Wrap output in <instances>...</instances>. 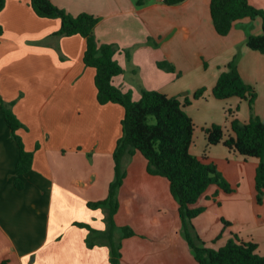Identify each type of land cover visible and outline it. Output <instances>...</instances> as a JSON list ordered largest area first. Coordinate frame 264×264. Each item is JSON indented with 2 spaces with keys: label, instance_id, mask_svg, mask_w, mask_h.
Masks as SVG:
<instances>
[{
  "label": "crops",
  "instance_id": "1",
  "mask_svg": "<svg viewBox=\"0 0 264 264\" xmlns=\"http://www.w3.org/2000/svg\"><path fill=\"white\" fill-rule=\"evenodd\" d=\"M51 1L73 16L99 18L95 36L116 47L114 58L124 69L114 84L135 101L143 84L181 101L188 97L192 104L185 110L196 126L216 124L229 132L227 108L247 123L249 102L218 100L212 89L239 55L241 77L258 93L253 114L264 121V54L246 45L249 35L263 33L261 19L237 22L229 35L220 36L211 0L176 5L148 0L142 7L136 0ZM249 1L264 10V0ZM0 25V97L13 103V113L26 127L16 134L34 155L33 172L22 177L25 186L19 190L14 183L19 148L0 108V264H111L110 247L98 241L89 247V230L76 224L107 230L105 211L88 204L105 200L115 179L113 155L125 110L98 102L96 70L84 63L86 40L54 36L60 19L39 17L30 0H7ZM161 61L177 72L159 69ZM150 76L160 81L157 87L146 81ZM201 88L204 98L193 99ZM215 147L208 162L217 165L235 191L209 187L194 206L205 209L193 220L194 229L209 248L220 249L236 235L258 243L264 255V202L257 204L255 188L259 161ZM123 166L127 175L118 192L115 223L136 235L122 241L120 264H197L169 181L150 175L140 152L125 157Z\"/></svg>",
  "mask_w": 264,
  "mask_h": 264
},
{
  "label": "trees",
  "instance_id": "2",
  "mask_svg": "<svg viewBox=\"0 0 264 264\" xmlns=\"http://www.w3.org/2000/svg\"><path fill=\"white\" fill-rule=\"evenodd\" d=\"M34 12L41 18L60 19L61 28L54 36L80 35L86 40L84 63L96 70L95 85L97 99L101 105L113 103L121 105L125 110L122 120L123 135L118 140L114 151L115 179L109 186L105 200L90 202L91 209H103L106 213L107 230L99 232L89 225L78 223L79 227L89 230L87 243L89 247L97 241L106 244L111 251V264H120L122 259V241L136 235L130 227L118 228L115 215L119 210L118 192L126 178L123 160L140 152L147 160V172L152 176L166 178L170 183L171 193L179 205L183 235L192 251L197 264H264V255L259 252V245L254 241H243L236 235L220 249L206 246L193 226V220L204 213L205 209L195 208L198 200L211 186H217L226 193L235 189L219 171L216 164L208 162V155L200 158L191 153L194 143L196 125L187 114L186 108L192 101L186 97L184 101L169 97L158 91L142 89L141 98L133 99L131 92H124L114 84V78L124 73L123 67L115 60L117 49L113 44L100 43L95 36V28L99 18L82 13L73 16L56 6L51 0H30ZM148 0H136L137 7H142ZM167 5H176L185 0H164ZM7 0H0V12L5 8ZM211 18L214 28L220 36H227L234 25L242 20L261 19L263 33L249 35L246 45L252 50L264 54V10L253 6L249 0H211ZM0 25V39L3 36ZM128 53V52H127ZM129 55V53H128ZM158 68L176 73V68L168 61L158 63ZM205 88L197 90L193 99H203ZM218 100L238 97L249 102L251 119L242 123L228 110L230 131L226 132L220 125L204 127L207 148L223 144L230 152L245 158L259 161L256 169L255 188L258 204L264 202V121L253 114L258 93L247 85L238 69L234 58L220 74L212 89ZM13 103H6L0 97V108L7 126L13 132L19 148L16 165L15 187L24 188L23 176L33 172V153L25 149L19 129L26 128L12 110ZM120 237L116 238V232ZM1 264H10L4 261Z\"/></svg>",
  "mask_w": 264,
  "mask_h": 264
},
{
  "label": "rangeland",
  "instance_id": "3",
  "mask_svg": "<svg viewBox=\"0 0 264 264\" xmlns=\"http://www.w3.org/2000/svg\"><path fill=\"white\" fill-rule=\"evenodd\" d=\"M240 56L238 55L236 57V60H237V63H238V60H239ZM132 78V76H130ZM150 80H146L150 85L151 87H157L159 84H160V81L157 80V79H153L154 77L153 76H150ZM143 88L146 89L145 85L143 84ZM194 95V94H193ZM192 95V97H193ZM224 102V101H223ZM220 104V103H219ZM224 104V103H223ZM228 105H225V108L227 107ZM231 106H229V110H232L230 109ZM238 109V108H237ZM236 109V110H237ZM228 111V110H227ZM238 111V110H237ZM233 114L236 116V111L235 110H232ZM227 115L229 116V113H227ZM206 127V126H204ZM203 126H200L199 124L196 126V129H195V133H194V143H193V146H192V150H193V153H198L199 156H203L204 153H207V155L209 157H212V150H215L214 147H210V148H207V141H206V138H205V133L203 131ZM210 127V126H209ZM219 146L221 148H226L223 144H219ZM216 148V147H215ZM227 149V148H226ZM192 153V152H191ZM221 161L218 160L217 163H220ZM257 201V199H256ZM258 204V202H257ZM258 205H262V204H258ZM120 232V231H119Z\"/></svg>",
  "mask_w": 264,
  "mask_h": 264
}]
</instances>
